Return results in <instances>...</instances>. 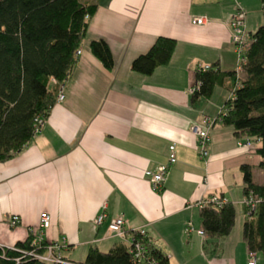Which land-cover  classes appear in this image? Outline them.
Listing matches in <instances>:
<instances>
[{
  "label": "crops",
  "instance_id": "crops-1",
  "mask_svg": "<svg viewBox=\"0 0 264 264\" xmlns=\"http://www.w3.org/2000/svg\"><path fill=\"white\" fill-rule=\"evenodd\" d=\"M80 1L95 3L96 10L87 20L64 97L54 101L40 132L0 161V244L26 240L46 212L44 239L63 241L60 254L73 261H83L90 247L128 244L133 231L143 228L168 264H247L240 166L248 164L253 181L264 184L254 151L259 142L239 146L254 137H237L218 121L209 130L208 154L201 157L190 126L204 115L216 116L234 80L225 76L207 97L192 99L189 88L202 65L234 69L228 21L237 3L252 32L260 19L256 0ZM201 16V24L192 22ZM158 36L175 40L168 63L150 74L132 70V59ZM96 38L110 47L111 69L89 49ZM171 145L175 161L160 188H153L147 172L168 164ZM210 196L234 206V225L225 235L198 233V203ZM100 213L104 220L95 225ZM10 215L18 216L15 226L8 223ZM117 215L125 221L122 237L107 230ZM188 223L193 230L186 232ZM256 264H262L259 253Z\"/></svg>",
  "mask_w": 264,
  "mask_h": 264
},
{
  "label": "trees",
  "instance_id": "trees-1",
  "mask_svg": "<svg viewBox=\"0 0 264 264\" xmlns=\"http://www.w3.org/2000/svg\"><path fill=\"white\" fill-rule=\"evenodd\" d=\"M260 1L264 7V0ZM95 10V3L80 0H0V161L9 158L33 136L36 116L47 117L58 90V84L51 83L50 78L59 83L68 77L76 61L75 50L85 36L87 20ZM248 34L250 40L240 78L237 79L235 69L220 71L211 65L205 70L197 68L194 82L198 86L190 95L192 99L207 97L215 84L232 76V94L222 106L227 111L221 122L231 126L237 137L258 140L254 151L260 156L258 166L264 169V16L261 24ZM175 44L173 38L156 37L146 51L132 59L131 69L150 74L155 67L168 63ZM88 45L101 64L111 69L114 61L107 42L96 38ZM240 168L243 193L250 192L255 198L253 209L247 210L248 214L245 210L242 235L247 250L259 253L264 264V184L253 181L248 164ZM199 215L202 231L209 236L225 235L234 225L231 202L219 207L203 205ZM145 241L147 256L156 264H168L166 255L151 240ZM29 251H34L29 236L13 248L0 247V264H149L135 261L129 245L123 241L107 250L90 247L81 262L62 257L64 261L49 263L38 260Z\"/></svg>",
  "mask_w": 264,
  "mask_h": 264
},
{
  "label": "built area",
  "instance_id": "built-area-1",
  "mask_svg": "<svg viewBox=\"0 0 264 264\" xmlns=\"http://www.w3.org/2000/svg\"><path fill=\"white\" fill-rule=\"evenodd\" d=\"M245 11L239 6L237 3L235 4V8L229 18L228 26H229V33L230 39L234 48V52L236 55L235 58V75L238 78L241 76V67L244 63L245 57L244 52L249 43V34L246 31L245 25ZM204 21V17H194L192 19L193 23L201 24ZM81 50L78 48L75 50V56L79 55ZM209 67V65H202L198 67V69L205 70ZM66 80V79H65ZM57 82L56 79L50 78V82L53 84H58V90L55 96V102H59L64 97V83ZM238 83V81L236 82ZM198 86L197 82H194L190 88V93ZM227 109L225 107H221L217 112L216 116L210 117L207 115L202 116L200 123H193L190 126V130L196 137V146L198 149V153L201 157H205L208 154V143L210 141L209 130L212 126L221 121L222 116L226 113ZM46 117L43 116H36L33 122V130L32 135L37 134L40 132ZM258 142L255 138H246L243 141H238V145L249 148L252 147L254 142ZM175 161L174 153H173V146H170V153L168 156V164L158 165L154 171H148L147 173L150 176V182L153 188H160L162 182L164 181L165 175L168 172V165ZM226 199L218 196H210L207 199H202L199 201V206L203 205H211L214 207H219L222 204L226 203ZM243 204L245 206V210L253 209L255 205V198L249 192L243 198ZM245 213V214H246ZM248 214V213H247ZM246 214V215H247ZM104 213L98 214L94 219L93 222L95 225H99L104 220ZM18 222L17 215H10L8 217V223L10 226H15ZM124 218L122 215H117L109 220L107 223V230L112 235L117 237H122L124 235ZM50 223V216L46 212H41L39 215L38 226L35 229L29 230V243L33 247L34 251H29L28 253L34 255L38 260L45 261V262H60L64 261L62 258L63 256L60 254V249L62 247V242H45L44 241V230L49 226ZM193 227L191 224L188 223L186 227V232L192 231ZM199 234H203L202 230H198ZM150 241L147 237L146 231L143 228H138L133 231L131 239L128 242L129 245V252L132 254L135 261L139 263H149V264H156L155 261L147 256L146 251V241ZM0 247H9L13 248V246H7L0 244ZM42 249V252H36V250ZM247 264H256L258 259V253L254 250H247ZM77 264V263H76Z\"/></svg>",
  "mask_w": 264,
  "mask_h": 264
},
{
  "label": "rangeland",
  "instance_id": "rangeland-1",
  "mask_svg": "<svg viewBox=\"0 0 264 264\" xmlns=\"http://www.w3.org/2000/svg\"><path fill=\"white\" fill-rule=\"evenodd\" d=\"M256 4H257V7L259 8V11H260V19H259V24H261V22H262V18H263V12H264V7H263V4L261 3V1L260 0H256ZM258 24V25H259ZM257 25V26H258ZM257 27H255L254 29H252L253 31L256 29ZM232 43V42H231ZM233 50H234V48H233ZM7 246H13V245H7ZM101 246V247H100ZM99 247L100 248H103V250H106L108 247H105V245L104 244H102V245H99ZM74 257L75 258H77V259H81V258H83V255H76V254H74Z\"/></svg>",
  "mask_w": 264,
  "mask_h": 264
}]
</instances>
